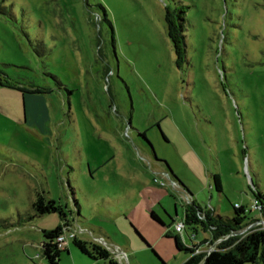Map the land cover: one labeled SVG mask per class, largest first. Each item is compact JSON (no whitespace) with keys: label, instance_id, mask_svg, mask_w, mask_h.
<instances>
[{"label":"rangeland","instance_id":"rangeland-1","mask_svg":"<svg viewBox=\"0 0 264 264\" xmlns=\"http://www.w3.org/2000/svg\"><path fill=\"white\" fill-rule=\"evenodd\" d=\"M1 82L44 92L41 128L24 124L21 92ZM256 192L264 196V0H0V264H46L42 232L61 220L34 214L37 195L63 207L75 238L104 236L118 264L129 263L111 243L116 214L149 244L136 264H177L148 207L176 211L199 245L211 235L186 224L183 204L228 218L241 206L249 231L264 226ZM73 239L58 264H105Z\"/></svg>","mask_w":264,"mask_h":264},{"label":"trees","instance_id":"trees-1","mask_svg":"<svg viewBox=\"0 0 264 264\" xmlns=\"http://www.w3.org/2000/svg\"><path fill=\"white\" fill-rule=\"evenodd\" d=\"M177 18L179 22H182L181 17L177 16ZM174 27L175 28L172 31L174 33L176 32V34L181 37L180 41L184 45V36L182 35L181 25H175ZM168 30L169 37L172 39L170 28ZM172 42L174 43L173 39ZM175 52L177 54L176 49ZM177 60L179 61L181 58H177ZM1 86L21 92L26 116H29L32 122L46 121L47 107L46 100L43 96L44 92L42 90L32 88L25 90L7 83L2 84V82ZM169 174L167 175L174 180L177 185H180L171 171ZM212 181L214 190L217 193H220L221 184L219 177L213 175ZM253 197L260 207L258 210L259 214L264 217V196L256 192ZM189 205H191V202ZM31 207L36 216L53 213L57 214L61 220V224L54 230L42 232L43 240L41 243L42 257L45 263L58 264L60 252L63 250L58 248L56 239L63 232L64 227L68 226L66 213L61 205L53 200L45 199L43 195H37L32 202ZM188 212L189 215H187L185 219L186 224H200L204 229L210 232L211 239L209 241H204L199 245L191 244L190 246H186L182 237L167 235V238L173 240L175 250L178 253L187 255V259L182 264H256L257 262L264 264V226L254 227L243 235H231L232 233H237L252 224V220L246 218L245 210L241 206L238 208L233 206V216L231 218L215 215L209 212H202L199 208L194 207L193 205L189 207ZM201 215H203V219H199ZM150 218L161 224L160 220L154 213H151ZM254 222L255 221H253V223ZM134 232L139 240L146 247L150 248L139 233L137 231ZM218 239H222V242L209 254H195V249L202 244H205V242L210 244L211 241L214 242ZM72 242L73 246L89 260L104 262L105 264H118L112 258L109 251L97 243L87 242L77 238H74ZM153 254L156 256L154 252Z\"/></svg>","mask_w":264,"mask_h":264},{"label":"crops","instance_id":"crops-1","mask_svg":"<svg viewBox=\"0 0 264 264\" xmlns=\"http://www.w3.org/2000/svg\"><path fill=\"white\" fill-rule=\"evenodd\" d=\"M21 101L23 103V100H21ZM23 110H24L23 111V122H24V124H27V125H29L31 127L41 128V126L43 125L42 124L43 122H32L31 119H30V117L29 116H26L24 105H23ZM177 182L180 184V182L178 180H177ZM180 186L179 187H180L181 190L180 189L179 190H180L181 195L184 196V197H188V199L191 201L192 196L190 195L189 191L186 188H184L181 184H180ZM212 189H214L213 188V185H212ZM220 193H222V187H221V192ZM180 198H182V197H180ZM189 204L190 203L183 204V206L185 208V219H186V216L189 215V212H188L189 207L192 206V205L194 207H197L192 202H191V205H189ZM156 208L158 209V212L161 213V215L157 212ZM148 210L150 211V215H151V213H154L156 215V217L161 222V224H160L158 222H155V221L151 220V218H150V220L152 221V223H154V224L157 225L156 229H158L161 238H165L167 240H172V239L167 238L166 236L167 235L168 236H173V237L174 236H179V237H182L183 238L184 243H185L186 246H190L191 244L196 245V243H195L196 231L193 228H190V230H192V231H187V229L184 227V231L181 234L182 236L180 234H177L175 232V230H174L175 224L182 223L180 219H177L176 211L175 210H174L175 211L174 212V216H169L166 213V211L164 210L163 205L161 204V202L156 203V204H152L150 207H148ZM201 211L202 212H208L210 210L209 209H204V210H201ZM211 213L215 214L214 211L211 212ZM117 216H120V214H116L115 215V218L111 222L112 233L114 234L113 237L115 238L114 240H112L113 242H111L112 245H114L113 246V249H116L118 251V253H120L123 257H125V259L128 261L129 264H136V262H135L136 261V258H135L136 255L139 253V251H145V250H147L148 247H146L139 240V238L135 235V232L134 231H137L136 229H134L133 232H131V231L129 232V230H127V231L124 230V228H122L121 225L118 223V221L116 219ZM70 221L73 222V226H74V223L76 221H74L73 219L70 220ZM195 225L201 226L200 224H195ZM129 226H132V225H129ZM132 227L134 228V226H132ZM201 228H203V227L201 226ZM203 231H207V230L203 228ZM87 233L90 234L91 236L93 235L94 238H92L93 240L83 239V241H87V242H95L96 240L101 241V243L103 245H105L106 247L108 246L106 249L109 251V253L111 254L112 258L116 261V259H115L116 256L114 257L115 253H113V250H111V247L106 244V240H105V237L104 236H102L101 234H99V235L96 234L97 235L96 236L95 233L92 232V231L87 232ZM141 233L143 234L142 231H141ZM139 235L142 237V235L140 233H139ZM209 240H210V238L208 240H205V241H209ZM144 241L146 242L145 239H144ZM206 243L207 242H205V244H202L201 245V247H202V248H200L201 250L204 248V246L206 245ZM174 248H175V246H174ZM64 250H67V249H64ZM204 251H206V249H204ZM204 251H203V253H205ZM180 255H182V257H179V261H178L177 264H182L187 259V255L182 254V253ZM130 258L132 259L131 262H130Z\"/></svg>","mask_w":264,"mask_h":264},{"label":"built area","instance_id":"built-area-1","mask_svg":"<svg viewBox=\"0 0 264 264\" xmlns=\"http://www.w3.org/2000/svg\"><path fill=\"white\" fill-rule=\"evenodd\" d=\"M172 185L177 187V184L175 182H172ZM185 198H186V200H189L187 197H185ZM188 203H190V201ZM235 207L238 208L239 206L235 205ZM251 208H253V209L258 211L260 207L257 204V202L254 200L253 204L251 205ZM68 227L69 226L64 227L63 232L56 239L57 246H58V248L60 250L64 249V245H65V242L67 241V239L68 240L69 239H73V238H75V236L77 234V229L76 228H69L68 229ZM248 227H251V225H249ZM174 230H175V232L177 234L181 235L183 233V231H184V224L183 223L175 224ZM243 230H241V231H239L237 233H232L231 235H240L239 233H241ZM221 240L222 239H219L218 241H221ZM205 246L207 247V250L205 251L206 254H209L211 251L214 250L213 247L211 245H209L208 242L206 243ZM199 253H202L201 250H199V248L195 249V254H199Z\"/></svg>","mask_w":264,"mask_h":264},{"label":"water","instance_id":"water-1","mask_svg":"<svg viewBox=\"0 0 264 264\" xmlns=\"http://www.w3.org/2000/svg\"><path fill=\"white\" fill-rule=\"evenodd\" d=\"M250 227H248V228H246V229H244L241 233H239V234H243V233H246L247 232V230L249 229Z\"/></svg>","mask_w":264,"mask_h":264}]
</instances>
